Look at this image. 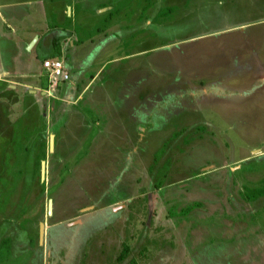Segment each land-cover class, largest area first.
<instances>
[{"label":"rangeland","instance_id":"rangeland-1","mask_svg":"<svg viewBox=\"0 0 264 264\" xmlns=\"http://www.w3.org/2000/svg\"><path fill=\"white\" fill-rule=\"evenodd\" d=\"M94 2L121 87L0 96V264H264V0Z\"/></svg>","mask_w":264,"mask_h":264},{"label":"crops","instance_id":"crops-1","mask_svg":"<svg viewBox=\"0 0 264 264\" xmlns=\"http://www.w3.org/2000/svg\"><path fill=\"white\" fill-rule=\"evenodd\" d=\"M90 2L91 0H0L1 97L7 95L5 99L8 98V102H16L20 97L17 94L20 88L21 93H25L36 104L38 100H43L46 110L49 97L54 99L50 106L53 108H56L57 101L62 102L64 98L68 103L76 104L94 81V85L99 83L100 91L111 85L121 87L123 82L115 81L113 75L109 82L100 81V78L108 64L118 59L127 61L129 54L123 53L120 54L121 57L114 59L112 55H108L102 61L96 45L102 46L104 50L105 44L109 49L120 33L128 34L130 26L138 24L141 30L144 19L140 13H128L123 16L124 20H120L113 16L115 7L109 4L98 5L96 2L92 3L91 11ZM130 5L133 4L127 3L125 8L128 10ZM91 19L99 20L95 22L98 30L103 24L108 27L100 41L102 44L90 43V37L80 35L78 21L89 22ZM48 60L62 61L71 79L52 87L44 67V62ZM4 105L0 104V113L3 112Z\"/></svg>","mask_w":264,"mask_h":264},{"label":"built area","instance_id":"built-area-1","mask_svg":"<svg viewBox=\"0 0 264 264\" xmlns=\"http://www.w3.org/2000/svg\"><path fill=\"white\" fill-rule=\"evenodd\" d=\"M44 67L49 74V81L52 87H57L60 82L68 81L70 74L66 70L62 61L59 60H48L44 62Z\"/></svg>","mask_w":264,"mask_h":264},{"label":"water","instance_id":"water-1","mask_svg":"<svg viewBox=\"0 0 264 264\" xmlns=\"http://www.w3.org/2000/svg\"><path fill=\"white\" fill-rule=\"evenodd\" d=\"M54 137H52V140ZM41 177L44 180L46 178V162L43 161L41 164ZM53 212V202L50 201L49 203V214H52ZM44 236H45V225L44 223L40 224V242L42 243L44 241Z\"/></svg>","mask_w":264,"mask_h":264},{"label":"trees","instance_id":"trees-1","mask_svg":"<svg viewBox=\"0 0 264 264\" xmlns=\"http://www.w3.org/2000/svg\"><path fill=\"white\" fill-rule=\"evenodd\" d=\"M128 251H129L128 246L124 245V249H123L122 256L120 257V259L127 257L128 253H129ZM132 262H134V260Z\"/></svg>","mask_w":264,"mask_h":264}]
</instances>
